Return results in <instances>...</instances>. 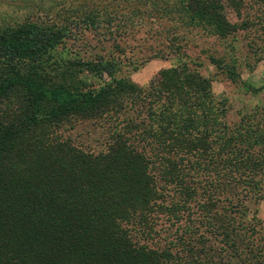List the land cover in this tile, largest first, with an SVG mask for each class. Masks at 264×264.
Returning a JSON list of instances; mask_svg holds the SVG:
<instances>
[{
	"label": "trees",
	"instance_id": "16d2710c",
	"mask_svg": "<svg viewBox=\"0 0 264 264\" xmlns=\"http://www.w3.org/2000/svg\"><path fill=\"white\" fill-rule=\"evenodd\" d=\"M49 1L0 24V264H264L244 205L264 201V111L230 122L188 53L217 41L230 80L245 35L251 71L264 0ZM140 32L180 61L149 90L121 68ZM84 122L107 126L99 151L64 135Z\"/></svg>",
	"mask_w": 264,
	"mask_h": 264
},
{
	"label": "rangeland",
	"instance_id": "374dc122",
	"mask_svg": "<svg viewBox=\"0 0 264 264\" xmlns=\"http://www.w3.org/2000/svg\"><path fill=\"white\" fill-rule=\"evenodd\" d=\"M49 2V0H5L4 3L1 2L0 4V24L2 26H12L13 23L20 22L23 17L28 16L30 6L40 4L43 6V9H46ZM91 42L94 47H103L104 53L106 52V54L111 56L110 43L100 42V45H97L94 41ZM246 45L245 35H243L242 38H238L237 35V41L228 48V50H230L232 46H235L238 53V55L236 54V56H238V66H236V70L232 72L230 80L224 79L225 77L223 75V78L219 75L214 77L215 69L206 59V55L208 54L225 52V48H223L222 45L220 46L217 41L206 40L199 42L196 48L188 52L192 59H196L202 63L199 68H197L198 72L213 80L211 84L212 93L216 97V101L221 102L224 106L225 113L228 114L226 118L230 122L239 120L236 112H241V114L246 112L243 111V107L251 108V110L258 113L264 111V78L262 77L264 73H260L264 71L259 69L258 73L255 75L248 74L250 72L244 64H254L255 58L248 52ZM121 46L125 48L126 57L134 55L135 57L133 58L136 60L131 64L124 63L127 67H124L125 65L122 64V71H129L128 73L130 74L127 80L144 90H149L151 88L153 81L159 73L170 68H175L180 64V61L175 57H151L152 55L150 53L155 49L156 51L160 50L158 52L164 54L168 53L163 38L149 40L140 32L133 39L130 38L129 40L123 41ZM262 63H264V61L256 65H251L253 67L252 70L255 71V68L257 69V66ZM135 67L138 69L134 70ZM105 79L108 80L107 77H105ZM106 127L99 128V126L91 122H84L73 130L64 131V135L67 137L69 136L76 145L86 150L96 152L104 147L103 143L107 138L105 133ZM256 151L260 150L257 149ZM261 203L264 205V201L255 204L244 202L247 208V212L245 213L246 219L248 221L251 219H259L263 223L261 225L262 230L256 235L257 238H262L261 240L258 239L259 246L264 241V207L259 213V206ZM236 212L237 214L235 213L234 220H240L244 217V212L242 210L238 209ZM259 214L263 216V219L259 217Z\"/></svg>",
	"mask_w": 264,
	"mask_h": 264
},
{
	"label": "crops",
	"instance_id": "0c3cea01",
	"mask_svg": "<svg viewBox=\"0 0 264 264\" xmlns=\"http://www.w3.org/2000/svg\"><path fill=\"white\" fill-rule=\"evenodd\" d=\"M257 67H258V68H257V69L255 68V71H253V70H252V71H249L250 73H248V74H249V75H255V74L258 73V70H259V69L264 71V63L259 64ZM260 73H264V72H260ZM261 75H262V74H261ZM262 77L264 78V74L262 75ZM263 207H264V205H263V203H261L260 206H259V213L261 212V210H262ZM259 217H260L261 219H263V216H261V214H259Z\"/></svg>",
	"mask_w": 264,
	"mask_h": 264
}]
</instances>
